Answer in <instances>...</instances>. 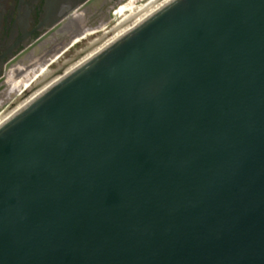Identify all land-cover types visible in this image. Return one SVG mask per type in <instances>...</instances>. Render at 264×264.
Segmentation results:
<instances>
[{
	"label": "water",
	"instance_id": "water-1",
	"mask_svg": "<svg viewBox=\"0 0 264 264\" xmlns=\"http://www.w3.org/2000/svg\"><path fill=\"white\" fill-rule=\"evenodd\" d=\"M0 264H264V0H173L2 124Z\"/></svg>",
	"mask_w": 264,
	"mask_h": 264
},
{
	"label": "flooded vegetation",
	"instance_id": "flooded-vegetation-1",
	"mask_svg": "<svg viewBox=\"0 0 264 264\" xmlns=\"http://www.w3.org/2000/svg\"><path fill=\"white\" fill-rule=\"evenodd\" d=\"M124 1L0 0V103L25 94L61 56L89 36L105 33L111 16L118 23L149 0H129L116 8Z\"/></svg>",
	"mask_w": 264,
	"mask_h": 264
},
{
	"label": "bare ground",
	"instance_id": "bare-ground-1",
	"mask_svg": "<svg viewBox=\"0 0 264 264\" xmlns=\"http://www.w3.org/2000/svg\"><path fill=\"white\" fill-rule=\"evenodd\" d=\"M173 0H149L143 6L137 8L130 14L123 17L110 30L102 36L92 40L86 48L82 49L75 58L66 60L57 70L50 71L38 81L27 93L23 94L10 107L0 115V126L11 119L22 108L43 94L47 89L55 85L63 77L75 71L98 53L112 45L123 35L134 27L151 17Z\"/></svg>",
	"mask_w": 264,
	"mask_h": 264
},
{
	"label": "rangeland",
	"instance_id": "rangeland-1",
	"mask_svg": "<svg viewBox=\"0 0 264 264\" xmlns=\"http://www.w3.org/2000/svg\"><path fill=\"white\" fill-rule=\"evenodd\" d=\"M128 1H129V0H126V1H124V2H122V3H118V4H116V8H118V7H119L120 5H122V4H125V3L128 2ZM141 3H143V1H142V2H139L138 4H141ZM115 23H116L115 17H114V16H111V17H110V20L106 23L107 25H105L106 27H105L104 30H106V31L110 30V29L115 25ZM103 33H104V32L99 33V34H97V35H95V36H89L88 39L82 41L78 46H76V47H75L74 49H72L70 52H67L65 55L61 56V58H60V59H59L54 65H52V66L50 67V69H51V70H57L60 66H62V65L64 64V62H65L66 60H69V59H73V58H75V57L77 56V54H78L82 49H84V48L87 47V45L89 44V42H90L91 40H93L94 37H97V36L100 37V36L103 35ZM7 88H9V87L7 86ZM24 93H27V91L24 92ZM21 94H23V92H22ZM21 94H20V95H14V94H13L12 98L10 97L9 100L4 101V102H1V103H0V112H3L5 109H7L8 107H10L12 103H14L16 100L19 99V97L21 96Z\"/></svg>",
	"mask_w": 264,
	"mask_h": 264
}]
</instances>
